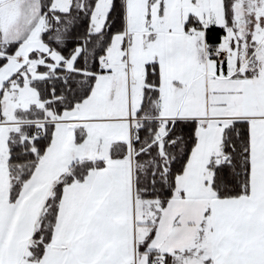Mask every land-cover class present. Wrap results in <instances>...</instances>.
<instances>
[{"label":"snow or ice","instance_id":"obj_1","mask_svg":"<svg viewBox=\"0 0 264 264\" xmlns=\"http://www.w3.org/2000/svg\"><path fill=\"white\" fill-rule=\"evenodd\" d=\"M0 264H264V0H0Z\"/></svg>","mask_w":264,"mask_h":264}]
</instances>
